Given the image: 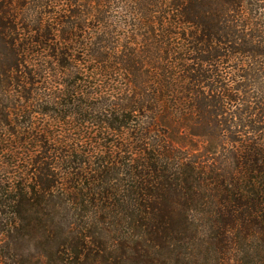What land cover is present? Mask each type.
Wrapping results in <instances>:
<instances>
[{
    "label": "trees",
    "instance_id": "obj_1",
    "mask_svg": "<svg viewBox=\"0 0 264 264\" xmlns=\"http://www.w3.org/2000/svg\"><path fill=\"white\" fill-rule=\"evenodd\" d=\"M0 264H264V0H0Z\"/></svg>",
    "mask_w": 264,
    "mask_h": 264
}]
</instances>
